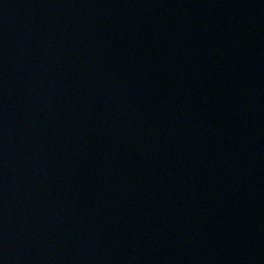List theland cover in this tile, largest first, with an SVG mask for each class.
<instances>
[{
  "label": "water",
  "instance_id": "obj_1",
  "mask_svg": "<svg viewBox=\"0 0 264 264\" xmlns=\"http://www.w3.org/2000/svg\"><path fill=\"white\" fill-rule=\"evenodd\" d=\"M0 264H264V0H0Z\"/></svg>",
  "mask_w": 264,
  "mask_h": 264
}]
</instances>
